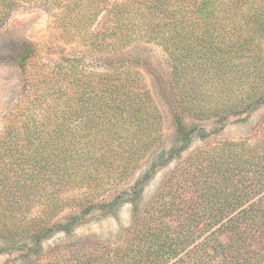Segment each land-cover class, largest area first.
Instances as JSON below:
<instances>
[{"label": "trees", "instance_id": "16d2710c", "mask_svg": "<svg viewBox=\"0 0 264 264\" xmlns=\"http://www.w3.org/2000/svg\"><path fill=\"white\" fill-rule=\"evenodd\" d=\"M24 4L54 9L66 32L62 41H75V27L79 44L94 53L157 39L171 62L175 140L134 182L107 197L161 141L163 113L146 75L134 67L137 59L127 66L111 59L102 71L76 57L39 66L36 46L26 47L20 65L27 88L0 128V251L28 248L26 254L40 257L46 239L72 235L96 211L118 218L129 203L131 221L115 239L85 236L57 246L45 264H261L264 133L198 149L148 203L142 201L159 166L220 130L226 115L216 116L235 86L230 74L247 61L255 66L243 72L247 77L264 73L255 63L264 0L113 3L107 14L113 42L105 33L92 42L87 37L109 0H0V28ZM248 99L232 101L229 113L256 110L264 92ZM208 119L210 131L195 122Z\"/></svg>", "mask_w": 264, "mask_h": 264}, {"label": "rangeland", "instance_id": "374dc122", "mask_svg": "<svg viewBox=\"0 0 264 264\" xmlns=\"http://www.w3.org/2000/svg\"><path fill=\"white\" fill-rule=\"evenodd\" d=\"M125 0H109V4L105 11L101 13L87 37H90L89 42L93 41L94 36L105 33L106 38L113 42V32L111 33V24H108L107 14L111 4ZM56 11L42 6L22 5L14 11L9 17V20L0 28V128L4 124L5 115L11 111L17 103L23 99L26 80L24 71L21 67V60L26 53V47L36 46L39 53L38 65L53 67L55 64L64 63L68 58H79L82 65L91 66V69L105 70L109 68L110 60L113 59L114 65L127 66L130 60H136L134 67L139 68L147 79V84L154 94L156 105L163 113L164 129L162 131L161 141L158 142L154 150L141 161L131 173V179L124 184H121L112 193L109 192L107 197H112L116 192L125 188L127 184L134 182V178L146 170L155 155L164 152L168 146L174 144L175 140V100L174 90L172 88L171 62L164 51L162 45L157 43V39L133 41V44L124 47L123 50L117 53L100 54L94 53L82 46V37L76 34V28L72 29V34L76 38L73 42L64 43L61 37H64L66 32L63 26L57 22ZM107 34V35H106ZM114 36V35H113ZM111 38V39H110ZM260 57L255 62L259 66L264 67V37L260 40ZM81 57V58H80ZM38 60V59H37ZM92 62H99L94 65ZM127 62V63H126ZM36 64V66H38ZM38 66V67H39ZM254 61L246 62L239 70L235 69L230 75L235 80V86L229 93V96H224L225 107H221V112L216 117L225 116L226 119L220 121L216 134H211L207 139H195L189 149H187L180 158L171 159L169 163L159 166L158 172L146 187L144 200L142 205L148 203L165 185L170 174L188 162V156L203 147L219 146L224 140H241L251 137L257 138L264 133V104H258L256 110H246L238 114H230L232 110L230 104L232 101H239L244 96H249L248 100L257 98L264 92V73L260 75L243 74L248 68L253 69ZM27 88V86H26ZM210 93V91H208ZM244 103L242 101L237 109ZM224 110V111H222ZM229 113V116L227 115ZM186 121L190 119L184 116ZM191 122V121H190ZM197 123H204L208 131L214 128V122L210 119L206 121L195 120ZM211 122V123H210ZM217 129V130H218ZM141 206V205H140ZM133 212V206L125 203L118 211V215L105 217L100 211H96L87 216L89 221L78 225L72 235L58 233L44 241L45 252L42 256H37L27 249L0 251V264H45L49 259V253L57 249V246H71L77 243L85 236L96 234L99 238L115 239L121 230V226H126L130 223ZM225 239L224 235L221 236ZM4 241L0 238V246L4 245ZM48 253V254H46ZM264 264V261L261 263Z\"/></svg>", "mask_w": 264, "mask_h": 264}]
</instances>
